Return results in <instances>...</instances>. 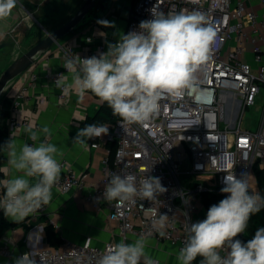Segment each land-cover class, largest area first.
Returning a JSON list of instances; mask_svg holds the SVG:
<instances>
[{"label":"built area","instance_id":"2783aa9c","mask_svg":"<svg viewBox=\"0 0 264 264\" xmlns=\"http://www.w3.org/2000/svg\"><path fill=\"white\" fill-rule=\"evenodd\" d=\"M246 1L264 7V0L134 1L124 35L138 31L141 21L151 19L150 9L157 2L165 12L175 6L177 11H198L206 16L217 32V41L212 47L211 58L196 73L198 88L194 87L177 98L165 96L159 102L158 113L142 125L122 127L120 118L105 124L109 127L108 134L99 139L110 144L111 148L106 150L101 161L104 179L102 186L94 187L85 199L96 212L106 213L107 222L113 228L109 230L110 241L102 246L93 244L90 238L81 245L62 241L57 248L41 247L21 252L18 257L27 253L35 264H96L99 256L115 244L113 237L125 242L130 238L144 237L164 244L178 254L186 242V225L206 218L202 195H226L220 189L227 174H233L237 179L246 175L249 181L254 166L264 168V37L260 34L263 23L259 20H264V13L259 15L247 9ZM247 27H250L249 31ZM77 37L79 35L74 34L64 46L55 45L62 53V65L57 71L45 75L55 87L59 75L67 74L63 67L67 58L73 54L89 58L106 52L103 43L92 44V35L84 34L82 43ZM118 42L119 39L112 41L113 44ZM248 55L250 59L246 58ZM34 65L18 76L6 91L10 100L6 119L9 131L32 127L24 110L28 92L38 80ZM58 90V101L67 100L68 95H64L60 88ZM261 100L263 106L257 126L243 128L241 117L244 111L247 108L259 110L256 101ZM36 103L45 104V99L38 97ZM100 142L94 141L90 147L96 149ZM26 143L34 142L28 138ZM59 162L61 176L53 188L61 193L83 190L87 185V173H78L66 163ZM124 173L136 177L138 188L139 182L146 177H157L167 191L151 201L139 197L123 202L104 200L105 186L112 175ZM1 213H4L3 209H0ZM46 214L45 205L27 218L38 219ZM161 215H167L163 226ZM36 228L43 231L42 225ZM8 241L7 238L3 240L0 250L5 257L12 254ZM154 260L163 264L159 259Z\"/></svg>","mask_w":264,"mask_h":264},{"label":"clouds","instance_id":"9594fccd","mask_svg":"<svg viewBox=\"0 0 264 264\" xmlns=\"http://www.w3.org/2000/svg\"><path fill=\"white\" fill-rule=\"evenodd\" d=\"M16 3L17 0H0V20L11 14ZM150 12L151 19L141 21L138 31L121 35L118 43H109L107 52L89 58L75 54L67 58L63 67L71 74V81L67 74H60L56 87L64 95L83 97L91 92L107 104L113 116L120 118L122 127L151 120L165 96L177 98L198 88L196 73L211 58L216 30L198 11H177L173 6L165 12L157 2ZM97 23L114 27L107 20ZM85 119L82 116L80 121ZM26 131L33 144L25 143L17 151L12 134L4 145L9 151V165L23 174L0 180L4 190L0 209L14 221L24 220L51 201L52 188L62 171L58 147L46 141L36 143L39 133L32 127ZM40 131L46 136L51 134L47 127ZM108 131L109 127L103 124H87L78 130L73 142L87 146L88 140ZM30 178H36V182L32 183ZM223 184L220 191L226 194L225 198L209 207L205 219L186 225V242L178 251V264H192L197 257L202 258L200 264H264V227L258 228L246 243L236 239L246 231L251 217L264 209V196L250 190L246 175L237 179L227 174ZM166 191L157 177H146L138 188L133 174H113L103 198L109 202L132 201L136 197L151 201ZM166 220L167 215L160 216L161 226ZM145 249L144 237L132 243L121 240L110 245L96 264H158ZM14 264L35 262L24 253Z\"/></svg>","mask_w":264,"mask_h":264},{"label":"crops","instance_id":"0c3cea01","mask_svg":"<svg viewBox=\"0 0 264 264\" xmlns=\"http://www.w3.org/2000/svg\"><path fill=\"white\" fill-rule=\"evenodd\" d=\"M134 1L102 0L98 4L101 8L92 17L95 21H92L82 29H76L71 32L62 38L58 44L60 46L66 45L74 37V34L79 35L77 38L80 43H82L84 34L92 35V44L103 43L107 52L108 44L124 35L125 26L130 17ZM25 2V0H17V7L12 9L11 14L6 19L0 20V40L11 36L12 29L21 24L22 20L16 11L18 8L26 11L28 8ZM245 6L259 15L264 13V7L255 2L246 1ZM98 20H107L114 27H103L97 23ZM259 20L263 23L260 34L264 37V20ZM246 29L249 31L250 27ZM101 32L106 35H99ZM55 45L50 48L47 55L44 54L35 62L34 71L38 75V80L35 87L28 92L24 111L28 114L30 125L34 128L37 127L35 129L39 133L37 143L46 141L55 144L62 153V155L57 156V159L66 163L78 173H87V185L81 191L71 190L68 193H61L56 188H52V199L46 205L47 214L38 219L27 218L22 221H14V218L6 217L4 213H1L0 217L2 218L3 216L2 219L8 226L0 234V250L3 240L7 238L12 254L10 257L0 254V264H14L15 259L18 258L21 252L34 251L48 246L45 241L44 229L42 232L38 228L34 229L38 225H42L43 228L46 224L53 225L63 242L68 241L76 245L83 244L87 238H90L92 243L98 246H102L111 240L107 229L106 213L104 211L96 212L85 199L86 195L94 187L102 186L101 182L104 179V174L101 161L106 150L110 149L111 145L100 142L99 138L88 140L87 146L73 142L78 130L84 128L87 124L105 125L107 123L101 109L104 103L91 92L85 93L83 97L70 94L67 100L58 101V88L45 78L46 74L57 71L62 65V53ZM246 58L250 59V56L248 55ZM67 75L69 81H71V74ZM38 97L45 99V104L37 105L36 99ZM82 116L86 117L84 121H80ZM44 127L50 130L51 134L49 136L40 131ZM12 134L18 151L20 146L26 143L29 133L26 129L14 132L8 130L7 141L12 138ZM94 141L100 142L99 147L96 149L90 147ZM3 154L6 157V162L0 168L2 173L1 180L11 178L14 175H23L15 172L9 165L8 160L10 157L7 148L3 149ZM30 179L32 183L36 182V178ZM248 182L251 189L257 191L253 173L250 175ZM3 192V188L0 187V197L3 196ZM114 242L116 243L117 239ZM153 259H158V257H153Z\"/></svg>","mask_w":264,"mask_h":264},{"label":"rangeland","instance_id":"374dc122","mask_svg":"<svg viewBox=\"0 0 264 264\" xmlns=\"http://www.w3.org/2000/svg\"><path fill=\"white\" fill-rule=\"evenodd\" d=\"M25 5L27 10H22L18 8L16 12L19 18L22 20L18 27H15L11 31V36H7L5 39L0 40V75L5 70V68L21 54L25 53L30 47L35 43L43 39L46 35L45 31H52L66 20H68L83 4L84 0H25ZM102 0H96L94 7L90 12L83 18L81 23L78 25L77 29H82L86 25H89L94 17V13L98 12L101 8L98 6ZM17 7V6H16ZM264 93V90H262ZM4 92L0 96V114L3 111V99L6 96ZM107 105L106 103H104ZM256 107L259 110L254 111V108H247L241 117V126L243 128H255L259 122L261 115V107L263 102L256 101ZM225 198V195H223ZM206 211V210H205ZM3 218V216H2ZM108 231L112 230V226L108 224ZM242 234H239V239H241ZM111 236V235H110ZM245 239L250 238L246 233L243 236ZM117 239L116 243H119L117 237H113L114 240ZM135 240L129 239L126 243H132ZM242 241V240H241ZM115 243V242H114ZM146 254L153 257H158V259L163 264H178L176 259L177 254L173 253L164 244H157L153 240H146Z\"/></svg>","mask_w":264,"mask_h":264},{"label":"trees","instance_id":"16d2710c","mask_svg":"<svg viewBox=\"0 0 264 264\" xmlns=\"http://www.w3.org/2000/svg\"><path fill=\"white\" fill-rule=\"evenodd\" d=\"M77 27L73 29L72 32L75 31ZM3 104H4V107L2 109L3 111H1V114H0V168L6 162V157L3 154V149H5L4 145L7 142L8 127L6 126L5 121L8 116V107L10 104V100L7 97H5L3 99ZM101 109H102L103 116L105 120L107 121V123H114L119 118L118 116H113L111 109L107 105L103 104ZM252 173L256 180L257 191L262 196H264V169L256 165L254 166ZM1 179H2V173L0 172V180ZM223 198L224 196L221 194H215V193L203 194L201 197V200L206 210V213L210 206L214 204H218L219 201L222 200ZM7 226L8 224H5L3 219L0 217V234L2 233L4 228H6ZM261 227H264V209H262L259 213L251 217L249 224H248V228L246 229L244 233H246L248 237L252 239L253 236L255 235L256 230ZM43 229H44V234H45V241L48 246L57 248L59 245H61L62 240L59 237L58 233L55 231V228L53 225L46 224ZM240 240H242V242L244 243L247 242V240L243 237H241ZM201 259L202 258L197 257L194 263L200 264Z\"/></svg>","mask_w":264,"mask_h":264},{"label":"water","instance_id":"95a60500","mask_svg":"<svg viewBox=\"0 0 264 264\" xmlns=\"http://www.w3.org/2000/svg\"><path fill=\"white\" fill-rule=\"evenodd\" d=\"M95 1L84 0L81 7L67 21L52 31H45L46 35L43 39L13 60L0 75V96L8 90L10 84L18 76L49 51L52 46L69 35L93 8Z\"/></svg>","mask_w":264,"mask_h":264}]
</instances>
